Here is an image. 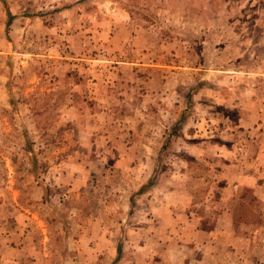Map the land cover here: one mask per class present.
<instances>
[{
    "label": "rangeland",
    "instance_id": "obj_1",
    "mask_svg": "<svg viewBox=\"0 0 264 264\" xmlns=\"http://www.w3.org/2000/svg\"><path fill=\"white\" fill-rule=\"evenodd\" d=\"M0 264H264V0H0Z\"/></svg>",
    "mask_w": 264,
    "mask_h": 264
}]
</instances>
